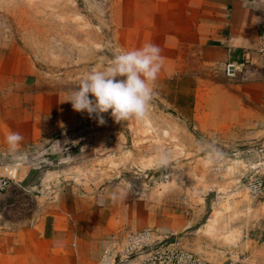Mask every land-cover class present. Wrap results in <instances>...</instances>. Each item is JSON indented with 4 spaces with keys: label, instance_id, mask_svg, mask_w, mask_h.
Wrapping results in <instances>:
<instances>
[{
    "label": "rangeland",
    "instance_id": "rangeland-1",
    "mask_svg": "<svg viewBox=\"0 0 264 264\" xmlns=\"http://www.w3.org/2000/svg\"><path fill=\"white\" fill-rule=\"evenodd\" d=\"M113 7L109 0H0L2 122L10 119L6 104L16 111L13 88L23 90L26 77L35 91L64 93L63 112L46 118L57 131L0 163L2 178L10 181L0 192V232L58 202L60 190L112 185L142 204L155 201L177 214L197 215V228L178 236L188 238L186 249L216 264H240L248 240L264 239V198L247 189L249 173L264 177V148L196 131L195 100H166L163 85L139 122L117 123L109 111L101 125L95 114L65 102L117 53ZM192 88L181 81L170 95ZM162 152L169 155L167 167L158 162Z\"/></svg>",
    "mask_w": 264,
    "mask_h": 264
},
{
    "label": "crops",
    "instance_id": "crops-1",
    "mask_svg": "<svg viewBox=\"0 0 264 264\" xmlns=\"http://www.w3.org/2000/svg\"><path fill=\"white\" fill-rule=\"evenodd\" d=\"M109 2L114 4L113 46L128 51L150 42L161 49L155 91L162 94L163 85L166 100L194 99L196 131L264 148V0ZM230 62L246 65L243 78L226 76ZM181 81L194 92L170 95ZM29 82L26 77L28 86L13 88L18 106L12 111L6 104L8 122H2L0 107V163L10 153L9 132L23 137L19 149H24L57 131L46 118L63 112L64 93L35 91ZM58 192V202L0 232V264H99L109 238L130 230L152 229L158 239L164 236L186 249L188 238L178 236L197 228V215L177 214L155 201L142 204L118 186ZM247 244L240 264H264V239Z\"/></svg>",
    "mask_w": 264,
    "mask_h": 264
},
{
    "label": "clouds",
    "instance_id": "clouds-1",
    "mask_svg": "<svg viewBox=\"0 0 264 264\" xmlns=\"http://www.w3.org/2000/svg\"><path fill=\"white\" fill-rule=\"evenodd\" d=\"M162 65L161 49L153 43L134 50H118L110 66L89 73L65 102L71 103L76 112H86L90 117L95 114L101 125L105 123L103 114L109 111L117 123L144 121L156 96ZM5 139L9 152L16 154L23 137L9 132ZM158 162L167 167L168 153H160Z\"/></svg>",
    "mask_w": 264,
    "mask_h": 264
},
{
    "label": "built area",
    "instance_id": "built-area-1",
    "mask_svg": "<svg viewBox=\"0 0 264 264\" xmlns=\"http://www.w3.org/2000/svg\"><path fill=\"white\" fill-rule=\"evenodd\" d=\"M244 63L230 62L225 67L230 79L243 78ZM10 181L0 178V192L8 188ZM247 189L254 198H264V177L249 174ZM152 229L140 232L132 230L109 238L99 264H216L183 248L169 239L158 240Z\"/></svg>",
    "mask_w": 264,
    "mask_h": 264
},
{
    "label": "water",
    "instance_id": "water-1",
    "mask_svg": "<svg viewBox=\"0 0 264 264\" xmlns=\"http://www.w3.org/2000/svg\"><path fill=\"white\" fill-rule=\"evenodd\" d=\"M214 197H216V194L211 195L209 199L207 200V204L209 205L210 209H211V204H212V200L214 199Z\"/></svg>",
    "mask_w": 264,
    "mask_h": 264
},
{
    "label": "bare ground",
    "instance_id": "bare-ground-1",
    "mask_svg": "<svg viewBox=\"0 0 264 264\" xmlns=\"http://www.w3.org/2000/svg\"><path fill=\"white\" fill-rule=\"evenodd\" d=\"M213 225V224H212Z\"/></svg>",
    "mask_w": 264,
    "mask_h": 264
}]
</instances>
